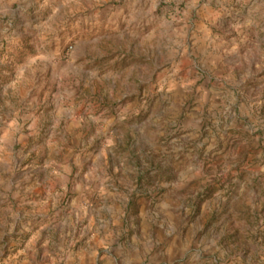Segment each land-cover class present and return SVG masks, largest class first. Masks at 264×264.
Listing matches in <instances>:
<instances>
[{"label": "rangeland", "instance_id": "1", "mask_svg": "<svg viewBox=\"0 0 264 264\" xmlns=\"http://www.w3.org/2000/svg\"><path fill=\"white\" fill-rule=\"evenodd\" d=\"M22 4L0 264H264V0Z\"/></svg>", "mask_w": 264, "mask_h": 264}, {"label": "crops", "instance_id": "2", "mask_svg": "<svg viewBox=\"0 0 264 264\" xmlns=\"http://www.w3.org/2000/svg\"><path fill=\"white\" fill-rule=\"evenodd\" d=\"M23 2L24 0H0V58L4 57V52H8L4 46L9 39L20 38V33L13 27L19 17L18 11L23 7ZM11 28L12 31H10ZM24 109L25 104L22 103L13 115L0 114V132L3 137L9 133L24 131L26 128L32 130L36 128L40 118L35 113L27 115Z\"/></svg>", "mask_w": 264, "mask_h": 264}]
</instances>
